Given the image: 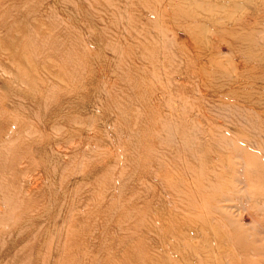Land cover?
<instances>
[{"label":"rangeland","instance_id":"obj_1","mask_svg":"<svg viewBox=\"0 0 264 264\" xmlns=\"http://www.w3.org/2000/svg\"><path fill=\"white\" fill-rule=\"evenodd\" d=\"M205 1L219 4L196 0ZM163 6L0 0V264H122L118 251L141 264L140 252L157 235L155 195L169 206L166 220L184 206L183 225L209 216L223 231L226 220L215 209L264 200V183L251 173L250 135H232L235 125L207 102L204 110L173 88L169 70L182 65L172 55L184 33L171 31ZM124 36L152 54L163 49L164 61L142 60L136 69ZM203 45L212 52L210 42ZM219 50L228 63H216L232 70L234 54ZM159 97L175 120L162 121ZM125 122L138 133L135 142ZM243 219L250 224L247 212ZM156 238L169 252L165 236ZM186 243L205 246L200 236ZM178 250L174 264H201L200 252Z\"/></svg>","mask_w":264,"mask_h":264},{"label":"bare ground","instance_id":"obj_2","mask_svg":"<svg viewBox=\"0 0 264 264\" xmlns=\"http://www.w3.org/2000/svg\"><path fill=\"white\" fill-rule=\"evenodd\" d=\"M210 1L217 3L219 1V4L208 6L209 1L197 3L196 0H162L163 7H166V11L161 13L162 18L166 22L170 21L173 27L171 31L179 29L184 33L182 42L179 47L177 46L178 54L174 52L172 55V62L178 61L182 65L172 71L169 70L168 78L174 89H181L187 93L189 100L200 104L204 110L207 102L215 111V115L222 116L235 125L232 135L242 133L250 135L252 141L248 144L250 146L248 155L254 158L251 173L260 183H264V142H262L264 138V0ZM168 7L171 12L168 11ZM141 17L140 19L143 20L144 16ZM184 20L187 22H183ZM142 22L147 23L145 20ZM142 30L149 33L148 28ZM124 41V54L134 60L136 69H139L137 63L142 60L153 59L159 63L164 61L163 49L155 55L150 53L145 44L137 38L132 41L124 36ZM204 42L212 44V52L208 51L209 45L206 47L203 45ZM220 46L227 47L228 52L234 54L232 70L217 64L228 63V59L220 53ZM188 54L189 59H185ZM184 65H187V70H183ZM146 70L149 71L150 68ZM162 75L160 73V77ZM159 99L162 103L156 102L155 106L156 109L159 106L162 109V121L167 117L175 120L176 115L170 109L167 113L163 108L164 97ZM125 127L127 138L135 142L138 133L131 131L127 122ZM10 138L8 137L5 143H9ZM211 153V150L207 151V154ZM246 167L242 159L236 171L240 174L245 173ZM244 179L245 177L241 176L236 180L243 182ZM253 194L256 195V192ZM154 197L156 199L151 202L150 209L159 213L156 236H165L169 243L167 248L169 252H166L160 244L157 245V238L153 236V243L140 252L141 264H143V256L146 259L144 264H174L175 258L181 257L178 250L180 245L188 254L191 251L200 252L198 261L201 264H264V200L258 201L253 198L249 207L228 204L222 210L213 208L220 211L226 220L223 231L209 216L206 219L204 217L199 223L193 222L191 216L189 224L183 225V217L189 210L184 206L179 218L174 216L172 220H166L167 217L163 212L167 210L168 205L159 198V195ZM245 212L249 220L251 219L250 224L244 222ZM175 230L181 234L174 236ZM193 236H200L205 246L201 248L186 243ZM181 237L184 238L183 241ZM146 242L147 240L145 244ZM128 243L129 241L125 242L122 247ZM117 253L120 255L121 263L128 264V259L120 254L121 251ZM147 257L150 258L148 261ZM188 264L196 263L190 260Z\"/></svg>","mask_w":264,"mask_h":264}]
</instances>
